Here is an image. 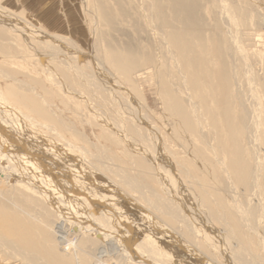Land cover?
I'll return each instance as SVG.
<instances>
[{"label":"bare ground","instance_id":"1","mask_svg":"<svg viewBox=\"0 0 264 264\" xmlns=\"http://www.w3.org/2000/svg\"><path fill=\"white\" fill-rule=\"evenodd\" d=\"M216 1L226 25L245 12ZM77 7L0 3L3 264H264V75L240 76L243 45L160 30L164 60L139 68L99 48L98 16Z\"/></svg>","mask_w":264,"mask_h":264},{"label":"rangeland","instance_id":"2","mask_svg":"<svg viewBox=\"0 0 264 264\" xmlns=\"http://www.w3.org/2000/svg\"><path fill=\"white\" fill-rule=\"evenodd\" d=\"M165 1L166 0H88L87 2V0H57L55 1L54 6H50V8L54 7L55 9H63V8L67 9L65 7L72 8L75 6L76 7L78 6L81 9L90 8L92 14L97 15L99 18V22H98L99 29L97 31V34H95V36L93 35V39L95 38L94 40H96L97 45L100 46L99 48L102 47L104 51L110 55L127 54L132 57H135L136 62L139 64L138 66H140L139 68H143L147 64L155 66L156 65L155 62L159 64V62L164 60L165 47L163 48L162 46L163 44H161L160 40H158L159 38H156L158 37V35L156 34L161 33L160 32L161 30V31H165L166 33L167 32L170 33L172 31H176V33L184 32L185 35L187 36L188 41L190 40L197 42V45L199 44H201L202 46L208 45L213 51H214L213 49L214 46L216 48L219 47V45L220 46L222 45L227 35L229 38L235 37L236 41L238 40L241 43V45H243L244 49L246 50V56L249 59L248 61L249 66L247 67L241 58L243 54L238 52L237 55L234 57V61L236 62L235 66L240 76L244 77L245 75H247L248 71L249 72L251 71L248 74L250 76L251 74L254 76L264 75V0H242V1L237 0V2L241 3L238 4L239 9H243L245 10V12L243 13L240 10L242 14L240 12L235 14L234 16L236 19L234 21L235 23L232 22L230 25H226L225 23H223L224 21L222 20L220 14L221 5H219L216 0H175V1L168 0L167 2ZM0 3L4 5L6 9H14V10L23 9L24 12H31V10H33L35 13V12H40L44 8L50 9L43 6H37L38 5L37 2H33L29 4L28 0H0ZM174 3L176 6L173 5ZM181 3L190 4L192 6L191 7L192 9H194L195 7V11H193L196 19L194 22L195 24L188 23L187 25H184V23H182V21L180 20L181 18L173 16L178 12L179 10L178 5ZM169 6L172 8H170ZM161 16L164 18H162ZM167 16H171V17H167ZM259 19H261V21ZM173 21L176 24H174ZM157 22L159 23L157 24ZM149 23L151 24V26ZM152 28L154 29V31ZM165 28L168 31H166ZM188 28H190L189 31ZM194 30L197 31L195 32ZM200 35H202L201 39H200ZM192 37H194L193 40ZM155 39L157 40V42ZM257 40L260 41L257 42ZM199 41H201V43ZM255 42L257 43V46H255L256 44ZM6 43L9 44V45L7 44L5 45L4 42V46H6L7 48L9 46L7 50L8 56L9 53L13 51H14L13 52L14 57L20 55L18 54L19 49H17L16 46H13V44H11L12 43L11 40L9 42L7 41ZM201 54L202 53L199 52L197 59L200 58L212 59L213 57H215L216 60H214V64L218 60L217 56L215 55L206 56L202 54L201 56ZM194 56L195 55L193 54V58H195ZM0 57H2L1 54ZM11 57H13V55ZM220 62L222 65L223 62L222 61ZM137 84L140 90L142 89L141 90L142 97H144L145 103L149 105L148 107L150 108V110L154 113L155 116H160L163 113V109H162L163 106H162V102L157 96L156 87L152 83L147 84L145 81L141 79L137 82ZM243 85L246 86V84ZM259 95L261 96V103L264 106L263 88H259ZM198 253L199 255L201 254L200 252ZM201 255L206 259V256H204L203 254ZM206 260L208 261V259ZM0 264H3L1 258H0Z\"/></svg>","mask_w":264,"mask_h":264},{"label":"crops","instance_id":"3","mask_svg":"<svg viewBox=\"0 0 264 264\" xmlns=\"http://www.w3.org/2000/svg\"><path fill=\"white\" fill-rule=\"evenodd\" d=\"M55 1H57V0H44V1L37 0V4H38L37 6H43V7H46V8H50V6H54Z\"/></svg>","mask_w":264,"mask_h":264}]
</instances>
